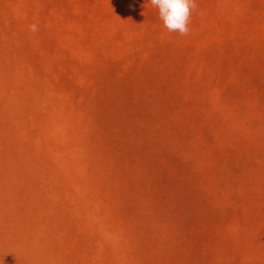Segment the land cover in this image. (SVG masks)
Returning a JSON list of instances; mask_svg holds the SVG:
<instances>
[{
	"label": "rangeland",
	"instance_id": "374dc122",
	"mask_svg": "<svg viewBox=\"0 0 264 264\" xmlns=\"http://www.w3.org/2000/svg\"><path fill=\"white\" fill-rule=\"evenodd\" d=\"M195 2L0 0V264H264V0Z\"/></svg>",
	"mask_w": 264,
	"mask_h": 264
},
{
	"label": "clouds",
	"instance_id": "9594fccd",
	"mask_svg": "<svg viewBox=\"0 0 264 264\" xmlns=\"http://www.w3.org/2000/svg\"><path fill=\"white\" fill-rule=\"evenodd\" d=\"M150 4L158 9L159 18L169 32L189 34L191 11L197 8L195 0H150ZM29 27L33 32L38 30L35 24Z\"/></svg>",
	"mask_w": 264,
	"mask_h": 264
}]
</instances>
